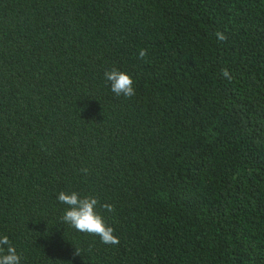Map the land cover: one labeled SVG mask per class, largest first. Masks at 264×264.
Wrapping results in <instances>:
<instances>
[{
  "label": "trees",
  "instance_id": "1",
  "mask_svg": "<svg viewBox=\"0 0 264 264\" xmlns=\"http://www.w3.org/2000/svg\"><path fill=\"white\" fill-rule=\"evenodd\" d=\"M0 235L20 264H264V0H0Z\"/></svg>",
  "mask_w": 264,
  "mask_h": 264
},
{
  "label": "clouds",
  "instance_id": "2",
  "mask_svg": "<svg viewBox=\"0 0 264 264\" xmlns=\"http://www.w3.org/2000/svg\"><path fill=\"white\" fill-rule=\"evenodd\" d=\"M214 35L219 42H225L228 39L220 31L215 32ZM147 54V49H140L137 58L144 60ZM220 75L229 82L233 80V75L228 68H221ZM103 78L110 85V90L116 97L130 99L136 95L134 81L126 72L113 67L104 71ZM80 172L87 175L88 169L82 167ZM57 199L60 203L67 205L61 217L63 223L80 233L99 237L100 242L105 245H119V237L114 235L113 227L105 222L104 216L101 214L102 212H114L113 204L101 203L95 196H81L79 192L75 191L70 193L61 191L58 193ZM74 255H79L78 250H75ZM21 258V254L18 253L8 236L0 235V264H20Z\"/></svg>",
  "mask_w": 264,
  "mask_h": 264
}]
</instances>
